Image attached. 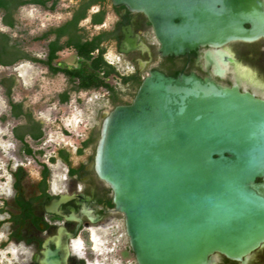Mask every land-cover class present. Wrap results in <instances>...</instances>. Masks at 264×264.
<instances>
[{
    "label": "water",
    "instance_id": "water-1",
    "mask_svg": "<svg viewBox=\"0 0 264 264\" xmlns=\"http://www.w3.org/2000/svg\"><path fill=\"white\" fill-rule=\"evenodd\" d=\"M113 2L147 15L161 54L264 36L229 0ZM93 166L138 264H245L264 246V97L237 84L151 71L102 114Z\"/></svg>",
    "mask_w": 264,
    "mask_h": 264
},
{
    "label": "flooded vegetation",
    "instance_id": "flooded-vegetation-1",
    "mask_svg": "<svg viewBox=\"0 0 264 264\" xmlns=\"http://www.w3.org/2000/svg\"><path fill=\"white\" fill-rule=\"evenodd\" d=\"M59 1L47 0L51 12ZM229 2H235L245 13L242 25L247 29L256 27L258 15L264 17V0ZM65 13V19L48 30L62 25L69 29L74 26L83 34V39L98 40L104 59L117 71L106 80L116 93L121 91L129 95L136 92L142 79L157 70L171 76L194 73L199 77H210L223 85L237 84L241 91L264 97V36L252 40L232 39L219 46L207 42L183 53L161 54V43L150 19L143 11L131 10L123 2L70 0ZM68 35L62 33L57 38L58 44L66 43ZM46 40L48 50V44L56 40V34L51 32ZM64 50L74 53L78 63L79 57L70 44L56 51L55 60ZM110 78L115 84L109 82ZM66 79L67 87L61 93L67 92L70 98L81 89L74 90ZM23 105L22 102L24 112H31L23 109ZM34 120L42 124L40 120ZM100 123L85 126L73 143L54 144L47 160L39 161L40 168L28 188L23 167L13 164L10 177L12 201L7 210L1 209L6 215L0 219V227L9 224L12 229L0 242V248L15 244L14 264H44L40 261L49 259V254L57 259L55 264H138L129 246L123 216L113 205L112 191L94 170ZM65 130L63 128L64 133ZM14 139L22 144L15 135ZM28 139L36 141L26 134L24 140L29 144ZM50 157L55 160L50 162ZM43 164L48 169L46 176ZM62 196L64 199L60 200ZM127 255L131 259L125 258ZM224 258L219 255L216 264H224ZM249 260L245 264H249Z\"/></svg>",
    "mask_w": 264,
    "mask_h": 264
},
{
    "label": "rangeland",
    "instance_id": "rangeland-1",
    "mask_svg": "<svg viewBox=\"0 0 264 264\" xmlns=\"http://www.w3.org/2000/svg\"><path fill=\"white\" fill-rule=\"evenodd\" d=\"M69 1L60 0L52 12L29 5L20 8L17 15L19 24L9 32L32 56L45 58L47 40L33 38L65 19ZM0 29H4L1 24ZM68 29V26H61L63 33H67ZM54 62L74 66L77 58L74 53L64 50ZM6 75L15 76L16 84L10 98L0 85V219L6 215L1 209L7 210L11 205L10 177L14 163L23 167L26 173L24 182L28 188L40 168L39 161L47 160L54 144L73 143L85 126L100 122L101 114L112 108L110 92L103 88L77 91L70 95L67 102H60L58 94L67 87L66 77L62 73H50L38 61L21 60L11 66H0V78ZM109 82L115 84L111 78ZM118 94L122 99H127V95L121 91ZM10 99L13 102H23V109L31 111L32 116L42 122L43 136L36 141L28 139L33 150H43L35 158L25 155L22 144L14 139L13 128L24 123V117L16 118L12 115ZM4 200L7 201L6 204ZM11 229L9 224L0 227V242L6 239ZM15 250L14 243L0 248V264H14ZM125 258L131 259V256L127 255ZM256 263L264 264V249L256 252L249 260V264Z\"/></svg>",
    "mask_w": 264,
    "mask_h": 264
},
{
    "label": "trees",
    "instance_id": "trees-1",
    "mask_svg": "<svg viewBox=\"0 0 264 264\" xmlns=\"http://www.w3.org/2000/svg\"><path fill=\"white\" fill-rule=\"evenodd\" d=\"M47 0H24L23 2H39L44 4ZM9 2H14L9 0ZM54 5V3H53ZM11 18V16L9 17ZM51 32L56 34V40L49 44V51L46 60H43L49 67L52 73H63L71 83L74 90H92L103 88L110 92V98L112 101V108L117 104L129 103L135 92L129 93L127 99H122L118 93L114 90V87L110 85L106 80L109 75L117 73V71L111 66L103 57V49L99 46V41L83 39V34L76 30L73 26L68 29V40L64 44H58L57 38L62 35L60 28L50 29L45 32L42 37H46ZM72 45L76 54L79 57L78 63L75 66L67 65H53V60L57 57L56 51L63 48L66 45ZM10 62V61H9ZM7 63V62H6ZM138 81L136 82L137 86ZM136 88V87H135ZM8 95H10L8 93ZM61 102L68 100L69 96L67 92L61 93L59 96ZM11 113L14 117H24L26 123L19 124L13 128V133L22 142V150L26 154L41 155L43 150H33L32 147L24 140L26 134L30 135L33 139L39 140L43 136L42 124L39 121L34 120L31 112H24L22 110L21 102H11ZM54 157H50L49 161L53 162ZM44 165V164H43ZM44 176L48 174V169L44 165ZM224 264H236L234 261H230L224 258Z\"/></svg>",
    "mask_w": 264,
    "mask_h": 264
},
{
    "label": "crops",
    "instance_id": "crops-1",
    "mask_svg": "<svg viewBox=\"0 0 264 264\" xmlns=\"http://www.w3.org/2000/svg\"><path fill=\"white\" fill-rule=\"evenodd\" d=\"M13 1L14 2H9V0H0V24L4 27V29H0V66H11L21 60L38 61L44 64L47 67L48 71L52 73L48 65L43 61L46 60L49 49L46 50L45 58H36L32 56L29 52H27L22 47L20 41L15 39L12 36V34L9 32L11 30L16 29L17 25L19 24V19L17 15L20 8L29 5L50 11V9L52 8L51 5H49L47 1L44 4L39 2L24 3L23 2L24 0H13ZM10 16L11 18H9ZM49 30L47 29L39 36H35L33 39L46 40L48 38V35L46 37H42V35ZM48 48H49V44H48ZM54 61L55 59L53 60L52 64L57 65L55 64ZM52 74H57V73H52ZM15 84H16V77L13 75H6L0 78V85L2 86L4 93L8 96V98H10V96L12 95ZM8 93L10 95H8ZM9 102L13 103L11 99Z\"/></svg>",
    "mask_w": 264,
    "mask_h": 264
}]
</instances>
